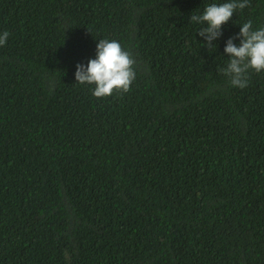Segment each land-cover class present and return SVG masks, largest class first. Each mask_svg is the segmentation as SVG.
I'll list each match as a JSON object with an SVG mask.
<instances>
[{
	"label": "trees",
	"instance_id": "16d2710c",
	"mask_svg": "<svg viewBox=\"0 0 264 264\" xmlns=\"http://www.w3.org/2000/svg\"><path fill=\"white\" fill-rule=\"evenodd\" d=\"M214 1L0 0V264H264V71L217 70L242 24L209 50ZM232 16L264 27V0ZM101 38L127 93L75 81Z\"/></svg>",
	"mask_w": 264,
	"mask_h": 264
},
{
	"label": "clouds",
	"instance_id": "9594fccd",
	"mask_svg": "<svg viewBox=\"0 0 264 264\" xmlns=\"http://www.w3.org/2000/svg\"><path fill=\"white\" fill-rule=\"evenodd\" d=\"M249 0H227L217 4L212 2L198 9L202 14H191L190 22L204 25L199 29V35L208 49H215L213 41L222 36V26L229 19L234 24H242L239 33L228 38L224 53L228 54L227 66L217 70L228 78L232 87L243 89L248 84L250 70L256 73L264 71V27L253 30L252 21L238 19L232 16L237 9L248 6ZM10 33L5 30L0 33V46H4ZM239 38L237 46L233 41ZM135 60L130 51L122 48L117 40L101 38L96 45L95 58L89 59L87 65L78 63L75 71V81L79 84L94 85L92 95L96 98L127 93L136 79Z\"/></svg>",
	"mask_w": 264,
	"mask_h": 264
}]
</instances>
